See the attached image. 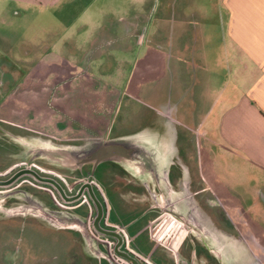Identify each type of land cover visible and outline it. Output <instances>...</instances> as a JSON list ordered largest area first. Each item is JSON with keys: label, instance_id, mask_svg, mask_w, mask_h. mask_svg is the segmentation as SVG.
<instances>
[{"label": "crops", "instance_id": "1", "mask_svg": "<svg viewBox=\"0 0 264 264\" xmlns=\"http://www.w3.org/2000/svg\"><path fill=\"white\" fill-rule=\"evenodd\" d=\"M155 2L0 0V84L6 86L4 91L11 95L14 92L30 95L37 92V86L29 84L26 77L38 76L41 87L47 92L42 111L39 105L32 104L20 115L21 122L0 116L3 120L0 125L3 123L17 135L26 134L13 131L11 126L42 133L56 129L55 134L72 138L60 140L51 136L54 141L81 144L95 138L134 133L143 127L154 126L161 118L169 119L162 129L166 136L176 135L177 138V153L170 166L169 178L174 189L182 188L191 194L190 204L205 231L208 250L224 264H257L246 240L235 235L237 232L232 231L233 228L230 227V231L226 228L231 222L237 226L243 224L264 246V228L260 226V232L251 228L252 216L257 219L264 216L260 209H264V0H163L160 9ZM145 30L152 36L162 34L166 39L164 42L167 43L162 45L163 65L174 72V81L166 85L167 99L156 109L157 118L153 114L150 122L139 129L120 132L117 128L107 135L108 126L103 127L113 115L115 106L111 105H116L115 98L122 95L118 83L124 80V75L120 81L117 78L111 80L116 85L105 87L101 92L102 84L93 74L113 72L116 62L132 64L133 55L126 53L134 51L143 42ZM104 54H107L106 59H100ZM25 65H31V69ZM58 81L63 83V92L54 90ZM71 81H75L73 87ZM90 81L98 87L92 88L90 84L87 88ZM48 92L53 93L50 103ZM68 92L74 93L72 98ZM1 95L2 90L0 102ZM100 98L103 99L97 101ZM93 99L96 104L91 110L87 105ZM99 102L105 105L97 104ZM50 110L53 114L48 113ZM34 113L40 116V123L29 125L32 122L28 118ZM215 116L217 118L213 120ZM9 117L18 119L14 115ZM58 117L66 118L63 121L65 127L59 128ZM192 118L197 126L189 123ZM214 122L215 126H212ZM194 136L200 140L202 150L207 142L216 145L215 153L210 152L213 159L205 164L200 159L202 152L194 153V163L199 161L202 167L208 165L201 175L195 172V189L187 171L184 178H177L176 172L174 178L171 177L172 165L181 154L188 160L193 159L188 157V150L182 152V146L191 145ZM108 162L117 163L107 160L98 165ZM116 165L117 169L110 168L105 175L112 177L116 173L118 177L114 182L110 179L112 187L107 186L108 193L130 194L129 191L134 189L132 183L125 181L120 173L129 176L133 173ZM207 177L210 178L208 183L205 182ZM224 185L236 187V190L223 195ZM122 187L126 189L121 190ZM247 188L256 189L252 201L245 194ZM208 192L216 194L222 206L219 201L209 199ZM129 202L133 203V200ZM131 203L125 204L124 210ZM176 205L178 209H184L186 203L180 200ZM144 208L143 205L137 211L133 209L134 212L126 210L125 222L131 223ZM154 211L142 214L130 230L134 232L138 226L145 225L152 215L156 216ZM219 212L226 216L225 220L220 219ZM235 212H239L244 222L234 221ZM114 215L117 220L116 211ZM243 229L240 231L244 232ZM143 239L148 244L143 245ZM136 243L146 252L153 246L146 234L140 235ZM260 257L262 261L258 264H264V254Z\"/></svg>", "mask_w": 264, "mask_h": 264}, {"label": "rangeland", "instance_id": "2", "mask_svg": "<svg viewBox=\"0 0 264 264\" xmlns=\"http://www.w3.org/2000/svg\"><path fill=\"white\" fill-rule=\"evenodd\" d=\"M162 1L163 0H156L155 6L158 9H160ZM164 40L166 39L163 38L162 34L152 36L145 30L142 38L143 42H140L139 46L136 47L134 51L129 50L128 52H123H127L126 54L133 55V60L131 62L132 64L124 65L120 62H116V65L113 67V72L100 73L98 71L93 74L94 78H97V80H99L102 84L100 85L101 92L105 89V87L114 86L112 84L116 85V83L114 82L111 83V80L117 78V80L120 81V78H122V75H124V80L121 83H118L119 86L122 87V95L119 98H115L114 102L116 105H114V103L113 105H111L115 106L112 111V118L110 120L112 129L111 133H113L117 128V130H119L120 132L124 131L125 129H139L150 122L151 115L153 114L154 117L157 118V114H155L156 109H159L167 99L166 85L172 84L175 77L174 72L169 71L168 68L163 65L162 45L163 43H167L164 42ZM106 52L111 53L112 51L106 50ZM106 56L107 54H104V57H101L100 59L105 58ZM105 59H103L102 61H105ZM25 68L31 69V65H25ZM26 78H28L27 82H29V84L34 83V86H37L36 91L38 93L31 92L30 95H23L20 92H14L11 95L10 93L4 91L3 87L6 86L0 84V90H2L0 116H2L3 118H7L8 120H13V122L18 123L21 122V120L19 119L20 115L24 114L32 106V104L39 105L41 111L45 108V99H47L45 97V94H47V92L40 85L41 78L38 76H27ZM58 82L59 84L55 86L54 90L58 89L60 90L59 92H63L64 87L63 85H61L63 83L60 81ZM74 82L75 81H71V87H73ZM90 84L92 88L98 87L97 83H91L90 81V83L87 85V88H89ZM48 94V100L50 103L51 100H53V93L48 92ZM67 94H72L71 96H69V98H72L74 93L68 92ZM78 99L79 97L77 98V101ZM101 99L103 98L97 99V101H101ZM63 100L69 101L68 99ZM95 104L96 103L93 99V102L91 101L87 106H91L90 108L91 110H93L95 108ZM97 104L103 103L99 102ZM76 106L82 107V105L78 104H76ZM107 108L109 109V106H107ZM48 113L53 114V111L50 110ZM9 115H14L15 118L18 119H12L9 117ZM215 118H217V116L213 117V120H215ZM29 119L32 122L28 123L29 125H34L38 122L40 123V116H37L35 113L33 115H30L28 120ZM109 119L108 122L105 123L103 129H106L107 126H109ZM191 120L193 121L189 120V123H191V125L197 126L194 123V118H192ZM0 121L3 120L0 119ZM63 121H66L65 117L56 118V123L59 128H61L62 126L65 127L66 123L63 124ZM75 124L78 123L76 122ZM43 125L45 126V124ZM2 126H4L3 123ZM212 126H215V122L212 124ZM11 128L13 131L26 134L22 136H31V131H33L31 129L15 126H11ZM103 132L104 130L101 131L102 134ZM55 133L56 129L54 130V132L46 131L44 132V134H41V136L46 138L48 136H52L55 139L59 138L60 140H69L72 138H64L61 137L62 133ZM190 143L191 145L182 146V152H187L188 150V155H190L188 157H190V159L194 157V153H196V151L198 155L202 152L201 154H203V156L200 159L204 164L210 162L213 159V155H211L210 152L212 154L215 153L214 148L216 145L212 143L209 144V142H207V145L203 146L204 149L202 150L199 144L200 140L195 136L194 138H192ZM20 147L21 148L19 151L22 152L21 149H25V147L21 144ZM205 147H207L208 150L205 149ZM8 154V151L0 148V180H5L11 177V175H13L15 172H17V168H14L16 163L12 159L8 158ZM188 162L191 163L193 171L199 173L200 175L202 171L204 172L206 171L205 169L208 168V165L207 167H202V164L199 161L197 163H194L193 159L188 160ZM64 169L69 170L67 172L72 176H66V174L57 172V177L62 180V182L67 187L68 194L74 195L78 192L79 187L82 184V176L79 172H76L77 170L73 171L67 168ZM116 175L117 174L114 173L112 177L108 176L102 178L101 181L103 186L112 187L110 179H112V181L114 182L118 178ZM205 182H210V178H205ZM36 184L41 185L42 183L34 180V184H28L29 186L26 190H21V188H17L16 186H0V264H98L97 260H95L92 255L90 256L86 252L87 250L85 248L86 245L84 237L79 233V231L77 232V230H74L73 228L58 227L51 221H48L46 218L35 214V212H27L31 209V206L34 203L42 204L44 205V207L48 204V202L54 203L55 199L51 195L53 194V192L57 197L56 200H58L60 197L59 193L55 190L53 191V189L49 188L48 185H43L42 187L39 185L38 187ZM126 187L129 188L127 185ZM126 187H122L121 190L126 189ZM223 187V195H225L227 192H234V190H236V187L232 186L227 187L226 185H224ZM132 188L139 189L138 185L135 183H132ZM255 190V188L246 189L245 194L249 201H252L253 197L255 196ZM141 191H143V189H141L140 192ZM208 193L209 199L211 198L215 201H219L220 206H222V202L216 194H213L212 192ZM129 196L130 194L128 193L121 194L120 192H115L112 194L107 193L105 195L100 194V197H103L102 199L105 203L106 208L104 219L107 222L119 225L127 221V212L126 210H124V207L125 204L131 203L129 202ZM86 202L87 195L84 194L83 197H81L79 200H75L71 203H66L65 208H69L70 211H80ZM48 209L51 208L49 207ZM260 209L261 214H263L264 209L262 207H260ZM53 210H55V212H62V209L59 207L58 209L54 208ZM114 211L117 212V220L114 219ZM238 213L239 212L233 213L234 221L244 222L243 218H241L242 216H240ZM219 215L220 217H222L220 219H226V216L224 214L220 213ZM161 220L162 222L158 223V225H154L153 230L156 234L159 233L160 237L163 238V234L165 233L161 232H164L162 229L166 224V218L161 217ZM252 220L251 223H253V226L251 228L260 232V230H262L260 226L264 228V216L262 215V217L258 219L252 216ZM257 223L259 225H257ZM73 226L82 230L85 229L83 225L75 224ZM229 227L235 229L238 235H241V233L243 232L240 231L241 226H237L233 224V222H231V225H229ZM127 233L129 236V240H131V234L133 232L130 230V228L127 230ZM156 237L158 238V240H160L159 236L156 235ZM156 237L152 239L153 242L155 241ZM136 241L133 243L129 241L126 243V246L128 249H134L140 255L139 259L144 264H175L174 261L171 262L167 244L166 246H161L162 248H160V252L163 253L161 255L157 253L158 248H156L155 246L153 247L151 245L152 247L150 246V251L146 252L144 251V249H142V247H140L139 244H136ZM145 244L148 243L145 241V239H143V245ZM163 248L165 249L163 250Z\"/></svg>", "mask_w": 264, "mask_h": 264}, {"label": "flooded vegetation", "instance_id": "3", "mask_svg": "<svg viewBox=\"0 0 264 264\" xmlns=\"http://www.w3.org/2000/svg\"><path fill=\"white\" fill-rule=\"evenodd\" d=\"M111 130V125L109 122L107 135H110ZM31 132L37 136H41V134H44L39 131ZM14 136L18 137L19 135H17V133H13L5 126L0 125V147L9 152L7 156L9 159L15 161L16 164L14 168H17V172L25 168H30L43 177L53 178L61 184L66 195L72 196L68 194L67 187L62 182V180L57 177L56 174L57 172H61L63 174H66V176L71 177L72 175L67 172L69 170H66L61 166L55 165L54 163H51L45 158H39L34 156L29 157V148L23 143L22 140H18ZM47 138L52 139V137L50 136H48ZM20 144L25 147V149H21L22 152L19 151L21 148ZM194 157L193 162L195 159ZM116 164L121 165L119 163L108 162L106 164H100L94 167L93 164L89 163L84 165L80 169H76V172H79L83 179L78 192L82 187H84V189L81 196L75 200H79L81 197H83L84 194L87 195V202L83 205L80 211L73 210V212L72 210L70 211L69 208H65L66 203H71L75 200L67 201L61 194L59 188L53 182L39 179L32 174H22L11 184L0 186H16L17 188H21V190H26L28 189V184L33 185L34 180H37L42 183L41 185L36 184L38 187L39 185L41 187L43 185H48L49 188L53 189V191L55 190L56 192H58L60 195L58 200H56L57 197L54 195V192L53 194H51L55 199L56 203L48 202L46 206L48 208L50 207L51 209H58L59 207L62 209V211L78 214L81 216V218L84 220L85 229L82 230L77 227L73 229L77 230V232L79 231V233L84 237L86 245L85 248L87 250L86 252L90 256L92 255L94 259L97 260L98 264H136L135 260L139 264H144L139 259L140 255L134 249H128L126 246L127 242L130 241L133 243L138 239L140 235L143 234H146L148 236V239L150 240V242H152L153 246L158 248V251H160L162 245L166 246L167 244L168 253L171 257L170 259L172 262L174 261L175 264H224L222 261H220L219 258L213 256L208 250L207 245L209 246V244L205 240V231L203 230V227L199 224V221L196 219L193 213V209L189 208L187 211L180 210L181 213L185 214L184 218L176 219L172 217L168 213L169 209L155 206L156 201L154 194H157L159 196L162 194L159 188L154 187L152 182L147 183V180L140 175L136 176L132 174V176H129L126 173H120V175L125 179V181L135 183L139 187V189L136 188L129 191L131 194L130 199L133 200V203H131V205H129L126 210L133 211V209H135L134 211H137L139 207H142L144 205L145 208L143 210V213L141 212L140 214L132 218L130 221L132 224L129 222H125L117 225L115 223L107 222L104 219L106 207L102 199L103 197H100V194H107L109 192V189L106 186H103L101 180L105 177L107 172H109L110 168L117 169L118 166ZM121 167L123 166L121 165ZM125 171L128 172L129 170L125 168ZM186 171L191 176L192 187L195 189L196 173L195 171H193L191 163L188 162L187 157L181 154L180 158H177L172 165L171 177L173 179L174 174L178 173L179 176L177 178H184ZM88 184L91 185L94 194L96 195L103 207V215L99 221V225L96 224V219L98 216V206L90 193ZM141 189H143V191L140 192ZM174 190L179 193V195L184 192V189L182 188H175ZM164 194L166 196H169L167 192H165ZM152 210L156 211V216L154 217L152 215L147 220V223H145V225H141L140 227L138 226L137 228L139 229H134L135 231L131 234L132 238L131 240H129L127 230L133 225V222H135V220H137L142 214H150ZM161 217L166 218V224L162 229L164 232H161L165 233L163 234V238L160 237L159 233L156 234L153 230L154 225H158V223L162 222ZM241 228H244L243 224H241ZM247 228L249 227L245 226V228L243 229L244 232H242L241 235H238V233H235V235L246 240L254 254L256 263L258 264L259 261H262L261 257L259 258V256L264 254V246L262 245L261 241L257 239V237L248 233L249 230ZM226 229L230 231V227L227 226ZM107 230L114 231L115 233H108ZM231 230L233 231L235 229ZM156 235L159 236L160 240H158ZM155 237L156 239L153 242L152 239ZM164 249L165 248H163V250Z\"/></svg>", "mask_w": 264, "mask_h": 264}, {"label": "water", "instance_id": "4", "mask_svg": "<svg viewBox=\"0 0 264 264\" xmlns=\"http://www.w3.org/2000/svg\"><path fill=\"white\" fill-rule=\"evenodd\" d=\"M164 122L168 123L169 119L161 118L154 126L143 127L134 133L115 138H95L81 144L57 142L53 139L37 135H19L18 137H14L22 140L29 148V157L45 158L55 165L71 170L80 169L89 163L96 167L103 161H115L134 175L144 177L147 183L152 182L154 187L159 188L162 194L160 196L154 194L155 206L169 209L168 213L176 219L184 218L185 214L181 213L180 210L187 211L189 208H192L194 213V207L189 204L191 203L192 196L189 192L184 191L180 194L181 197L180 195H175L178 196V200L175 199L174 193L176 192L171 184L169 172L173 157L177 153V138L176 135L169 137L165 135L162 129ZM26 173L32 174L39 179L53 182L67 201L79 198L84 189L82 187L77 194L68 196L58 181L53 178L43 177L30 168L22 169L10 178L0 180V185L11 184L20 175ZM88 187L98 206L96 224L99 225V221L103 215V207L94 194L90 184H88ZM165 192L169 196H166L164 194ZM180 199L186 203L184 209H178L176 205ZM27 212H35V214L46 218L58 227L76 228L73 226L75 224L84 226V220L80 215L66 211L55 212V210L48 209L46 205L44 207V205L39 203H34ZM107 232L111 234L115 233L109 230ZM135 263L139 264L136 260Z\"/></svg>", "mask_w": 264, "mask_h": 264}]
</instances>
